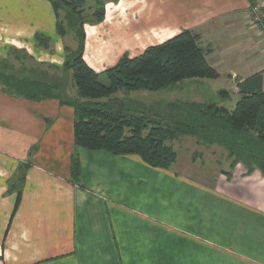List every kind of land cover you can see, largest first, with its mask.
Segmentation results:
<instances>
[{"label": "crops", "instance_id": "obj_1", "mask_svg": "<svg viewBox=\"0 0 264 264\" xmlns=\"http://www.w3.org/2000/svg\"><path fill=\"white\" fill-rule=\"evenodd\" d=\"M104 1V20L84 26L83 61L95 73L189 30L210 50L206 60L214 69L224 52L244 53L225 76L235 89L258 76L264 91L263 33L248 14L262 0ZM180 8L177 25L156 23ZM55 22L46 0H0V59L28 55L36 73L60 85L55 99L41 101L0 88V264H264L259 171L232 163L210 168L186 152L162 170L134 155L75 146L73 110L58 99L75 94L71 74L61 69L66 37V46L74 43L56 34ZM36 35L50 40L48 50L35 46ZM134 95L141 94L119 92L111 100Z\"/></svg>", "mask_w": 264, "mask_h": 264}, {"label": "trees", "instance_id": "obj_2", "mask_svg": "<svg viewBox=\"0 0 264 264\" xmlns=\"http://www.w3.org/2000/svg\"><path fill=\"white\" fill-rule=\"evenodd\" d=\"M46 1L55 16L56 34L60 38L70 36L74 43L73 47L64 45L65 62L61 69L71 74L75 94L65 102L58 99L73 110L76 147L113 156L134 155L151 168L168 170L177 157L166 143L192 138L199 145L224 149L233 167L241 164L247 173L256 170L264 176V91L260 77L237 84L239 98L233 109L177 99L167 104L169 117L162 119L156 107L148 108L134 99L119 103L111 98L119 92H168L185 81L217 79V71L206 60L210 50L200 46L199 35L182 31L146 48L135 58L122 56L114 67L97 74L83 61L84 25H97L104 20L105 1L90 0L96 5L89 15L92 19L84 18L85 0ZM34 44L46 51L50 40L36 35ZM9 55L18 67L0 59V88L8 96L30 101L56 98L60 85L48 81L46 74L36 73L28 55ZM79 177L80 165L75 155L71 160V179L77 183Z\"/></svg>", "mask_w": 264, "mask_h": 264}, {"label": "rangeland", "instance_id": "obj_3", "mask_svg": "<svg viewBox=\"0 0 264 264\" xmlns=\"http://www.w3.org/2000/svg\"><path fill=\"white\" fill-rule=\"evenodd\" d=\"M144 2H146V5L148 6L147 0H145ZM262 2L264 3V0H262ZM263 3L254 2V4H251L250 9L255 6H260V23L258 24L257 29L261 30V32L263 33L262 37L264 38V4ZM84 5L85 6L82 8L84 18L92 19V17L89 18L90 17L89 15H91L92 12L95 11L96 5L92 1H86ZM111 8L112 6L107 7L108 12L110 11ZM250 9H249V13H250ZM148 11L151 12L150 9H148ZM178 12L184 13V10L180 8V10L177 11V13H174V15L170 13L169 18L166 17L164 19L162 17L156 18V23L165 21V23H168L173 27L179 23L177 16ZM109 15H107L108 19L110 17ZM207 41L208 38L204 36V44L205 43L207 44ZM237 41L238 39H234L233 42L230 43V47L234 48L236 46L235 42ZM65 43L66 44L64 45H69V44L71 45V42L68 40L67 37L65 39ZM222 54L223 52L219 53V55ZM243 56L244 53H241V51L236 50V48L232 49L231 51L224 52L222 61L219 63L220 67L215 69L217 73H219L218 74L219 77L215 80H204V81H196V82L185 81L182 82L181 84H178L176 87H174L172 90L168 92L164 91L160 93H137L141 95H134L132 98L129 99L137 100L143 103L145 106L149 105L148 108L151 107V109H154L156 107V109L160 111L159 116L162 119L169 117L167 104L177 99L179 100L191 99L199 103L202 102L213 103L218 106H222L227 110H230L232 106H234V104L238 101L239 93L237 88L235 89L233 84L229 81L230 79L227 78L225 74H228L231 68H236L239 63L244 62ZM11 62L14 64L13 65L14 68L18 67L17 63H15L14 61ZM221 92H224V94H221ZM149 114H151V112ZM166 144L172 147V149L175 151V153L178 154V157H181V159L185 158L184 156L186 154L187 155L190 154L192 155V159L196 160L200 158L202 159L203 165L209 166L210 168L213 166L214 168L217 169V166L218 165L220 166L222 164H224V166H226L225 164H228L229 167L232 163V160L228 157V154L224 149L214 145L213 146L199 145L192 138H180L173 142H167ZM217 162L218 164H216Z\"/></svg>", "mask_w": 264, "mask_h": 264}, {"label": "built area", "instance_id": "obj_4", "mask_svg": "<svg viewBox=\"0 0 264 264\" xmlns=\"http://www.w3.org/2000/svg\"><path fill=\"white\" fill-rule=\"evenodd\" d=\"M249 19L255 27L260 23V6H255L250 9Z\"/></svg>", "mask_w": 264, "mask_h": 264}]
</instances>
